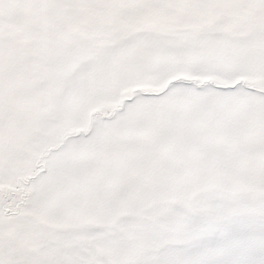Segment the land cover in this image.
I'll return each instance as SVG.
<instances>
[{"label": "snow or ice", "instance_id": "1", "mask_svg": "<svg viewBox=\"0 0 264 264\" xmlns=\"http://www.w3.org/2000/svg\"><path fill=\"white\" fill-rule=\"evenodd\" d=\"M0 264H264V0H0Z\"/></svg>", "mask_w": 264, "mask_h": 264}]
</instances>
